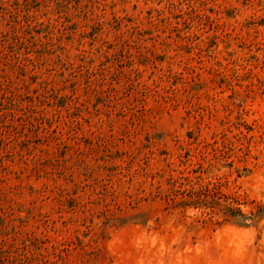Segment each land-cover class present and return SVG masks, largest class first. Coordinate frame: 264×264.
<instances>
[{
	"label": "rangeland",
	"instance_id": "obj_1",
	"mask_svg": "<svg viewBox=\"0 0 264 264\" xmlns=\"http://www.w3.org/2000/svg\"><path fill=\"white\" fill-rule=\"evenodd\" d=\"M0 264H264V0H0Z\"/></svg>",
	"mask_w": 264,
	"mask_h": 264
}]
</instances>
